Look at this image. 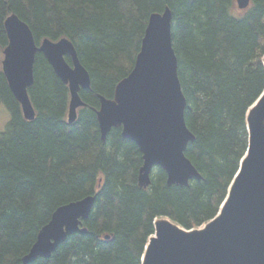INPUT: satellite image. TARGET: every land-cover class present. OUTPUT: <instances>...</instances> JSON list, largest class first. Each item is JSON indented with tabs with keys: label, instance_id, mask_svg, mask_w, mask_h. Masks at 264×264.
<instances>
[{
	"label": "trees",
	"instance_id": "obj_1",
	"mask_svg": "<svg viewBox=\"0 0 264 264\" xmlns=\"http://www.w3.org/2000/svg\"><path fill=\"white\" fill-rule=\"evenodd\" d=\"M166 8L185 121L195 136L185 155L201 180L168 186L167 173L156 167L144 189L139 147L122 128L104 143L97 114L100 96L113 99L133 70L150 16ZM11 15L36 42L73 43L91 87L80 91L86 106L72 125L69 86L43 53L28 89L36 118H24L2 68ZM263 58L264 0H251L245 11L236 0H0V106L11 113L0 133V264H23L53 213L89 196L95 203L83 221L87 233L32 264H142L156 219L186 230L214 219L248 150L246 113L264 91Z\"/></svg>",
	"mask_w": 264,
	"mask_h": 264
},
{
	"label": "water",
	"instance_id": "obj_2",
	"mask_svg": "<svg viewBox=\"0 0 264 264\" xmlns=\"http://www.w3.org/2000/svg\"><path fill=\"white\" fill-rule=\"evenodd\" d=\"M239 9L250 0H237ZM9 44L4 51L3 72L27 121L36 113L28 95L34 84L37 53H43L56 75L69 85V123L85 106L81 90L91 86L68 39L36 42L30 27L16 15L5 21ZM72 59V65L66 57ZM98 122L105 143L112 129L122 128L123 137L143 154L139 185L151 184L153 168L167 173L168 186H188L201 180L185 152L195 137L185 121L186 98L178 77V61L172 44V12L150 16L140 51L131 73L116 87L114 99L100 97ZM249 148L217 217L203 228L187 231L169 219L155 223L143 264H264V93L248 109ZM95 197L59 207L38 234L23 264L50 258L58 246L74 234H86L83 221L91 214ZM108 238V237H107Z\"/></svg>",
	"mask_w": 264,
	"mask_h": 264
},
{
	"label": "rangeland",
	"instance_id": "obj_3",
	"mask_svg": "<svg viewBox=\"0 0 264 264\" xmlns=\"http://www.w3.org/2000/svg\"><path fill=\"white\" fill-rule=\"evenodd\" d=\"M11 120V113L6 106H0V133L5 131L7 124Z\"/></svg>",
	"mask_w": 264,
	"mask_h": 264
},
{
	"label": "bare ground",
	"instance_id": "obj_4",
	"mask_svg": "<svg viewBox=\"0 0 264 264\" xmlns=\"http://www.w3.org/2000/svg\"><path fill=\"white\" fill-rule=\"evenodd\" d=\"M28 254H29V253H28ZM28 254H27V255H28ZM27 255H26V256H27ZM22 263H23V260H22Z\"/></svg>",
	"mask_w": 264,
	"mask_h": 264
}]
</instances>
